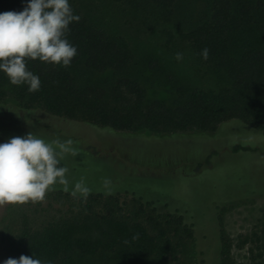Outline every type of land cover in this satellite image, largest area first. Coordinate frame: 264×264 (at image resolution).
Segmentation results:
<instances>
[{"label": "trees", "instance_id": "16d2710c", "mask_svg": "<svg viewBox=\"0 0 264 264\" xmlns=\"http://www.w3.org/2000/svg\"><path fill=\"white\" fill-rule=\"evenodd\" d=\"M112 1L143 30H157L166 51L176 55L189 47L194 76L210 77L213 87L182 81L154 56L138 58L123 35L100 28L69 2L80 16L67 35L77 47L71 65L29 59L27 68L41 80L36 92L12 85L0 72V106L10 95L20 110L162 136L210 134L235 121L264 137V0ZM26 3L0 0V13L22 11ZM16 118L13 125H0V131L21 127ZM256 150L239 144L230 149ZM216 154L210 152L195 169L209 165ZM124 176L135 177L121 173L119 180ZM61 189L54 186L39 202L7 206L0 220V264L32 254L44 264H191L187 250L193 225L168 210L165 196L126 187L90 190L85 199L73 197L72 188ZM223 213L217 264H239L233 249L245 251L246 264H264V211L250 231L234 240L223 228Z\"/></svg>", "mask_w": 264, "mask_h": 264}, {"label": "rangeland", "instance_id": "374dc122", "mask_svg": "<svg viewBox=\"0 0 264 264\" xmlns=\"http://www.w3.org/2000/svg\"><path fill=\"white\" fill-rule=\"evenodd\" d=\"M69 2L100 28L123 35L138 58L154 56L182 81L203 88L213 87L210 77L194 76L189 47L179 50L183 59L177 60L176 55L163 48V39L157 30H143L135 17L123 12L112 0ZM15 104L9 95L5 105L0 106V125H13L18 116V124L22 126L10 127L4 133L0 131V143L30 132L46 142L71 140L70 151L63 156V164L69 170L68 188L73 189L75 183L83 181L90 190L128 187L131 188L128 191L136 188L139 192L165 196L168 210L177 211L193 225L194 238L187 250L191 264H217L218 218L222 210L223 228L233 240L250 231L262 216L264 137L238 122L224 123L210 134L162 136L96 128L50 117L39 110H20ZM236 144L257 150L232 153L230 149ZM212 151L217 154L210 164L195 169ZM121 173L135 177L124 176L120 181ZM115 178L118 183L114 182ZM55 187L65 186L56 184ZM8 205H0V220ZM232 256L236 263L246 264L244 250L233 249Z\"/></svg>", "mask_w": 264, "mask_h": 264}, {"label": "clouds", "instance_id": "9594fccd", "mask_svg": "<svg viewBox=\"0 0 264 264\" xmlns=\"http://www.w3.org/2000/svg\"><path fill=\"white\" fill-rule=\"evenodd\" d=\"M79 20L69 0H27L22 11L0 13V72L12 85H27L29 92L39 91L40 77L27 68V61L38 59L69 67L77 55V47L67 39L69 25ZM208 54L207 48L201 52L205 60ZM175 58L182 60L183 54L176 53ZM71 144V140L46 142L33 132L0 143V205L42 201L56 184L64 185L68 191L69 170L63 164V156ZM72 155H76L74 150ZM89 193L81 181L75 183L70 194L86 199ZM2 264L44 261L32 254L8 258Z\"/></svg>", "mask_w": 264, "mask_h": 264}]
</instances>
